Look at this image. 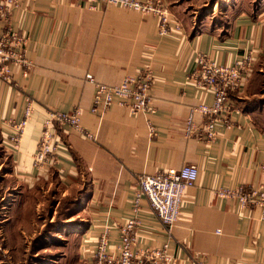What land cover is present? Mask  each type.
<instances>
[{"label":"crops","instance_id":"obj_1","mask_svg":"<svg viewBox=\"0 0 264 264\" xmlns=\"http://www.w3.org/2000/svg\"><path fill=\"white\" fill-rule=\"evenodd\" d=\"M163 2L180 29L170 26L160 33L150 14L115 5L89 8L80 0H20L11 8L0 20V31L15 32L25 40L27 63H7V71L0 70V155L8 165L5 173L20 181L50 170L62 184L76 186L74 193L80 198L73 208L86 213L79 235L85 244L81 252L88 259L93 258L97 232L106 229L108 249L113 250L120 225L137 214L138 244L166 241L177 256L174 264H193L196 254L212 264H264L260 208L252 205L247 215L239 216L235 198L217 195L218 188H247L264 181V127L232 92L220 114L232 122L230 127L217 123L213 136L207 137V116L195 114V132L187 136L183 130L190 107L213 99L210 91H202L190 79L197 52L223 64L246 50L264 57V0L252 9L226 8L223 15L205 9L189 23L184 19L186 1ZM137 73L152 78L149 91L155 109L148 117L158 129L155 135L148 133L147 115L133 112L127 103H114L98 114L89 111L94 85L86 74L111 85ZM25 98L31 100V113L13 149L4 144L7 120L22 117ZM75 107L94 138L56 122L54 163L40 173L32 154L44 119L50 110L68 112ZM186 163L197 166L198 176L184 190L168 237L166 226L145 200L134 206L138 179Z\"/></svg>","mask_w":264,"mask_h":264},{"label":"built area","instance_id":"obj_2","mask_svg":"<svg viewBox=\"0 0 264 264\" xmlns=\"http://www.w3.org/2000/svg\"><path fill=\"white\" fill-rule=\"evenodd\" d=\"M89 8H98L101 5H115L128 8L143 14H150L155 18L159 32H167L173 26L180 29L177 20L169 19V12L163 0H80ZM20 0H0V20H5L13 6ZM25 40L15 32L0 31V70L7 71L6 64H26L24 57ZM258 58L253 50H246L239 54L230 64H223L216 58L201 52L196 53L197 67L191 75V80L202 91H210L212 102L201 101L190 107L184 123L185 135L195 132V114L207 116L204 126L206 136L212 137L214 125L217 123L226 126L232 122L220 114L225 110L230 93L238 92L244 87L246 80ZM86 79L93 83L94 90L91 97L89 111L92 114L101 113L114 103H127L135 113H144L151 116L154 112L150 95L151 75L145 73L127 74L115 84L96 82L91 74ZM31 113V100L25 98L23 115L19 120L8 119L9 133L4 144L13 149L17 148L20 136ZM146 117V118H147ZM66 124L74 128L86 138L93 139L91 132L85 130L81 123V110L78 107L66 112L50 110L43 121V127L32 154L33 166L40 173L46 171L54 163L58 135L55 123ZM149 135L158 131L151 117L146 119ZM198 176L195 164L186 163L179 168H168L153 174L141 175L135 192L133 204L136 207L140 200H145L148 207L155 213L160 222L166 226L167 236H171L172 227L178 220L183 204V193L186 187L193 186ZM220 197H233L237 200L236 208L239 216L247 215L252 205L260 208V219L264 221V181L257 185L245 188L242 184L236 188H218ZM141 225L140 217L134 214L126 218L119 227V235L113 250L108 249L107 231L100 230L93 251L95 264H174L177 256L170 251L168 243L142 246L136 241L137 230ZM190 245L189 241L186 245ZM193 264H212L205 258L195 255Z\"/></svg>","mask_w":264,"mask_h":264},{"label":"rangeland","instance_id":"obj_3","mask_svg":"<svg viewBox=\"0 0 264 264\" xmlns=\"http://www.w3.org/2000/svg\"><path fill=\"white\" fill-rule=\"evenodd\" d=\"M174 1H186L188 18L184 19L189 23L193 21L191 16L205 9L223 15L234 6L255 8L258 0ZM222 18L226 20L227 15ZM259 56L244 87L234 94L238 104L254 112L255 121L264 126V57ZM7 168L1 157L0 264H95L81 252L85 244L79 234L86 213L81 207L73 208L76 186L62 184L50 170L33 179L16 181L5 173Z\"/></svg>","mask_w":264,"mask_h":264},{"label":"trees","instance_id":"obj_4","mask_svg":"<svg viewBox=\"0 0 264 264\" xmlns=\"http://www.w3.org/2000/svg\"><path fill=\"white\" fill-rule=\"evenodd\" d=\"M256 117V116H255ZM258 123V122H257ZM261 127H264V126H261ZM261 130H264V128L263 129H261ZM79 198H80V196L78 195V194H76V197L73 199V204L75 205L76 203H77V201L79 200Z\"/></svg>","mask_w":264,"mask_h":264}]
</instances>
